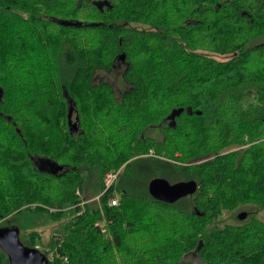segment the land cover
<instances>
[{"label":"trees","instance_id":"1","mask_svg":"<svg viewBox=\"0 0 264 264\" xmlns=\"http://www.w3.org/2000/svg\"><path fill=\"white\" fill-rule=\"evenodd\" d=\"M259 36L264 0H0V228L33 249L55 225L46 264H264ZM155 176L197 187L164 202Z\"/></svg>","mask_w":264,"mask_h":264},{"label":"water","instance_id":"2","mask_svg":"<svg viewBox=\"0 0 264 264\" xmlns=\"http://www.w3.org/2000/svg\"><path fill=\"white\" fill-rule=\"evenodd\" d=\"M122 57V55H121ZM181 108L172 112L168 117L179 114ZM72 133L77 131L76 122L69 123ZM52 167L61 169L62 165L51 163ZM197 187L194 179H183L177 181H169L162 176H155L148 181L147 188L149 194L158 200L164 202H175L176 200L192 194ZM246 216V211L242 210L238 213V218L242 219ZM18 231L13 227L0 228V247L7 253L9 264H46V258L37 250L29 249L22 246L18 241Z\"/></svg>","mask_w":264,"mask_h":264},{"label":"rangeland","instance_id":"3","mask_svg":"<svg viewBox=\"0 0 264 264\" xmlns=\"http://www.w3.org/2000/svg\"><path fill=\"white\" fill-rule=\"evenodd\" d=\"M262 39H264V36H259V37L255 38L254 40H252L251 44H255L257 42H260V40H262ZM216 56L220 59L225 58L224 56H221V55H216ZM97 78H102V79L109 81L112 84L116 94H118L120 91H122L126 87V82L122 78V65H120V64H116L112 69L107 70V71L98 70L97 71ZM72 122H76L75 117H74V113H71V115H70V123H72ZM144 134L149 135V136H153L155 138H159L161 136V130H160L159 126H152V127H149L145 131ZM144 155H155V153H154V150L152 148H150L147 153H144ZM117 170L119 172L120 168ZM116 178H117V176H116ZM115 180H114V182H115ZM171 182H173V181H171ZM103 184L105 187L104 179H103ZM76 192L79 193L80 191L76 190ZM80 195L83 198L82 201H84V202L88 201L87 199L98 200V196H99V194H94L90 190L82 191ZM113 197L118 201L117 195L113 196ZM182 198L181 199L184 202V200H186L188 198V196H184ZM181 199H179V200H181ZM248 206L251 209H253L252 205H248ZM245 207L246 206H244L243 208H239V209L237 208L235 210L223 212L221 214V216L219 217V221H218L219 224L221 225V224L227 223V222L228 223H234V222L239 221L240 219L238 218V213L242 210H246L247 207L246 208ZM256 216L259 219L264 220V210L256 211ZM242 219H244V218H242ZM54 227H55V225L53 227L52 226L46 227V229L42 235L43 239L36 241L35 245H37L39 249H43L47 245V241H48L49 237L52 235V231H53ZM49 254L51 255V253H49ZM183 258L187 259V260H191V261H197V255L195 252H190V253L186 254Z\"/></svg>","mask_w":264,"mask_h":264},{"label":"built area","instance_id":"4","mask_svg":"<svg viewBox=\"0 0 264 264\" xmlns=\"http://www.w3.org/2000/svg\"><path fill=\"white\" fill-rule=\"evenodd\" d=\"M118 174V170H110V171H107L104 175V182H105V188L109 187L113 182L114 180L116 179V176ZM83 203V201L81 202ZM109 203L110 204H116L117 203V200L112 197L110 200H109ZM36 249H39L37 245L34 246Z\"/></svg>","mask_w":264,"mask_h":264}]
</instances>
